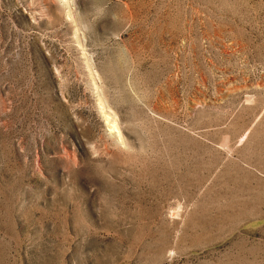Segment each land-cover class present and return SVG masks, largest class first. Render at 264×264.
Masks as SVG:
<instances>
[{
    "label": "rangeland",
    "instance_id": "obj_1",
    "mask_svg": "<svg viewBox=\"0 0 264 264\" xmlns=\"http://www.w3.org/2000/svg\"><path fill=\"white\" fill-rule=\"evenodd\" d=\"M0 264H264V0H0Z\"/></svg>",
    "mask_w": 264,
    "mask_h": 264
},
{
    "label": "bare ground",
    "instance_id": "obj_2",
    "mask_svg": "<svg viewBox=\"0 0 264 264\" xmlns=\"http://www.w3.org/2000/svg\"><path fill=\"white\" fill-rule=\"evenodd\" d=\"M114 125V124H113Z\"/></svg>",
    "mask_w": 264,
    "mask_h": 264
}]
</instances>
